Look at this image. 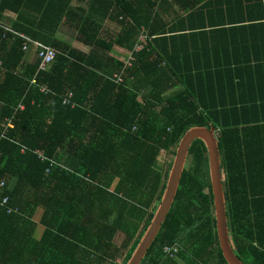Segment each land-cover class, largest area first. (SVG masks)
I'll return each mask as SVG.
<instances>
[{"label":"trees","instance_id":"obj_1","mask_svg":"<svg viewBox=\"0 0 264 264\" xmlns=\"http://www.w3.org/2000/svg\"><path fill=\"white\" fill-rule=\"evenodd\" d=\"M6 12L15 19L12 31L0 26V264H126L165 189L158 158L168 152L171 168L193 127L216 131L237 257L264 264L263 0H0V22ZM228 26L244 38L214 43ZM14 32L57 51L46 71L25 60ZM143 34L125 68L115 48L134 50ZM221 49L239 60H215ZM208 160L195 141L142 264H227Z\"/></svg>","mask_w":264,"mask_h":264},{"label":"water","instance_id":"obj_2","mask_svg":"<svg viewBox=\"0 0 264 264\" xmlns=\"http://www.w3.org/2000/svg\"><path fill=\"white\" fill-rule=\"evenodd\" d=\"M197 140L203 141L208 152L209 171L214 202L219 246L227 264H245L236 255L229 234L226 198L224 192L222 162L215 129L193 127L180 140L165 189L154 216L126 264H142L160 233L174 204L183 172L186 168L190 148Z\"/></svg>","mask_w":264,"mask_h":264},{"label":"built area","instance_id":"obj_3","mask_svg":"<svg viewBox=\"0 0 264 264\" xmlns=\"http://www.w3.org/2000/svg\"><path fill=\"white\" fill-rule=\"evenodd\" d=\"M0 26L4 29L8 30V31H12L10 28V25L4 23L3 21L0 22ZM14 33L26 40L27 44L24 46V51L26 53L30 49L35 50L36 58L39 61L38 71H46L47 68L54 62L56 55H57V51L54 48L47 46V45H45L39 41L32 40V39H30L24 35L18 34L16 32H14ZM146 43H147V35L143 34L141 36L140 42L135 46L134 50H128L125 52V60H126L125 68L130 67L132 65V62L135 60V53H138L141 50H143L146 46ZM112 80L115 81L116 83H122L123 82L122 73L115 74L112 77ZM32 84H36L35 79L32 80ZM45 90H46V88L43 87L42 91H45ZM19 108L23 109V105L19 106ZM1 186H4V182L1 183ZM8 202H9L8 198L5 197L2 200L1 205L5 206L8 204ZM13 211L14 210L11 208L7 209L8 213H12ZM163 251L166 255H168L172 258H176L179 249L176 246H167V247H164Z\"/></svg>","mask_w":264,"mask_h":264},{"label":"crops","instance_id":"obj_4","mask_svg":"<svg viewBox=\"0 0 264 264\" xmlns=\"http://www.w3.org/2000/svg\"><path fill=\"white\" fill-rule=\"evenodd\" d=\"M263 4H264V0H263ZM227 9V8H226ZM260 10V9H259ZM227 14H228V12H227ZM15 19V15L13 14V13H10V12H6L5 14H4V16L2 17V21L4 22V23H6V24H11V22L13 21ZM114 25V24H113ZM226 30L228 31L227 33H220L218 36L219 37H217L216 38V40L214 41V43H216V42H218V43H221L222 44V46L223 45H225L226 44V47H228V43H230V44H234V43H236V42H238V41H241V39H243L244 38V33L242 32V31H238V32H236V31H233V30H230V26H228L227 28H226ZM249 34V33H248ZM77 41V40H76ZM78 43H80L79 41H77ZM70 44H72V46H74L75 48H78V49H80V50H82V51H84V52H89V50H90V48L88 47V46H86V45H84V47H81L80 45H78L77 43H70ZM82 44V43H81ZM180 45L181 46H184L182 43H180ZM264 50V49H263ZM262 49H261V52H259V55L264 59V51H263ZM115 51L119 54V55H121V56H123L124 58H125V52L126 51H128V50H125V49H122V48H118V47H116L115 48ZM233 51V50H232ZM227 52H229V51H227ZM229 54V53H228ZM221 57L220 58V60L221 61H223V59L224 60H229V61H231V63H232V65H234V62H235V60H239V59H237V57L235 56V54H231V56L229 55V58H227V55H224V57H223V51H222V49H221V51L218 53V54H216V56L214 57V59L216 60L218 57ZM25 60L27 61V62H30V63H33V62H35L36 60H37V58H36V54H35V50L34 49H30L27 53H26V55H25ZM167 154H168V152H167ZM161 156V155H160ZM159 160H160V158H158V161H157V163H156V165H155V167L159 170V171H161L162 173H163V175H165V172H164V169H162V167L160 168V165H159ZM40 216V212H39V214L37 215V217H36V219H38V217Z\"/></svg>","mask_w":264,"mask_h":264},{"label":"rangeland","instance_id":"obj_5","mask_svg":"<svg viewBox=\"0 0 264 264\" xmlns=\"http://www.w3.org/2000/svg\"><path fill=\"white\" fill-rule=\"evenodd\" d=\"M60 37L63 38L66 42L68 43H77L78 45H80L81 47H84L83 44L81 43H78L70 34L68 33H63L61 32L60 34ZM161 156L159 157L160 160H159V165H160V168L162 167V169H164V172H165V177H166V181H167V177H168V174H169V166L167 165L168 163V154L167 152L163 151L161 152L160 154ZM37 220V219H36Z\"/></svg>","mask_w":264,"mask_h":264}]
</instances>
